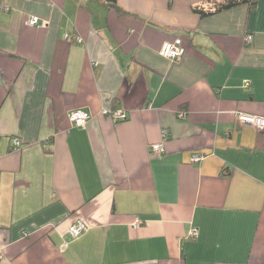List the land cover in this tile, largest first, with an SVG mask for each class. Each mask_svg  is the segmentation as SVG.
<instances>
[{
    "label": "crops",
    "instance_id": "obj_1",
    "mask_svg": "<svg viewBox=\"0 0 264 264\" xmlns=\"http://www.w3.org/2000/svg\"><path fill=\"white\" fill-rule=\"evenodd\" d=\"M212 1L0 0V264H264V0Z\"/></svg>",
    "mask_w": 264,
    "mask_h": 264
},
{
    "label": "built area",
    "instance_id": "obj_2",
    "mask_svg": "<svg viewBox=\"0 0 264 264\" xmlns=\"http://www.w3.org/2000/svg\"><path fill=\"white\" fill-rule=\"evenodd\" d=\"M26 23L30 26H36L39 25V19L36 16H31L27 19ZM45 22H42L44 24ZM252 39L251 35H246L245 42L249 43ZM79 40V39H78ZM186 53V48L182 42V39L180 37H176L173 40L164 41L161 44V47L159 49V54L168 60L172 61H178L180 60ZM103 115H109L111 118L115 120H125L126 119V112L124 109L118 107L113 110H102ZM237 118L243 122L244 124L253 127L255 129H264V116L256 115V114H250L245 112H238L236 114ZM90 115L88 112L76 109L70 112L69 119L71 123L74 126L84 128L87 120L89 119ZM163 135L166 133L165 130H163ZM15 145H18L17 140H13ZM149 150L151 155H159L164 151V144L162 142L154 143L149 146ZM206 155L204 153H193L190 156V162L191 163H197L202 161ZM137 225V224H135ZM88 228L87 222L83 218H78L75 220L73 224H71L67 228V233L72 238H76L80 236L84 231H86ZM197 235L196 228H192L189 232V236L195 237ZM0 258H1V252H0Z\"/></svg>",
    "mask_w": 264,
    "mask_h": 264
},
{
    "label": "trees",
    "instance_id": "obj_3",
    "mask_svg": "<svg viewBox=\"0 0 264 264\" xmlns=\"http://www.w3.org/2000/svg\"><path fill=\"white\" fill-rule=\"evenodd\" d=\"M107 4L116 7V0H104ZM258 0H214L212 5L208 8H203L202 6H194L193 11L199 14L201 17H205L214 13L221 12L236 6L246 5L248 7H253Z\"/></svg>",
    "mask_w": 264,
    "mask_h": 264
}]
</instances>
